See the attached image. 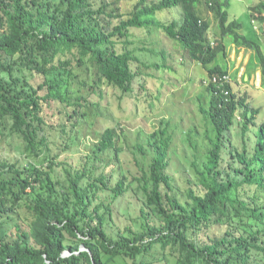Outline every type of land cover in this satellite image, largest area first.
I'll use <instances>...</instances> for the list:
<instances>
[{
	"label": "trees",
	"instance_id": "trees-1",
	"mask_svg": "<svg viewBox=\"0 0 264 264\" xmlns=\"http://www.w3.org/2000/svg\"><path fill=\"white\" fill-rule=\"evenodd\" d=\"M63 2L64 7L51 6L50 0H0V133L4 128L20 136L27 156H40L44 147L50 151L46 124L49 131L55 127L59 134H67L62 143L68 148L81 118L90 117L89 106L97 105L89 101L90 94L101 97L109 90L119 99L125 95L139 99L148 73L153 76L156 70L161 79L165 71L175 70L174 62L167 64L161 43L158 61L154 57L158 51L146 48L144 40L141 47L129 48L132 29L150 37L160 29L162 37L177 44L189 65L199 63L209 76L229 74L215 64L217 54L226 55L228 36L237 47L250 49L252 58L257 56L264 74L260 43L238 32L242 24L230 19L227 0H137L127 12L116 1ZM198 4H204L217 20L219 35L216 29L208 35L211 22L198 11ZM174 8L181 13L177 17L157 16ZM248 10L252 21H264V0ZM148 52L153 55L147 63L142 56ZM24 69L41 73L42 81L33 86L25 76L15 74ZM227 89L225 96L217 86H207L210 101L202 112L210 123V147L202 170L193 161L200 189H189L185 200L172 193L171 177L165 172L170 139L165 130L153 133L148 153V147L136 148L147 154L136 159L139 176L127 183L124 176L109 186L103 175L94 177L89 168L75 174L67 171L69 192L62 189L60 199L52 195V162L0 160V219L3 213L9 217V212L20 208L32 216L29 231L15 240H5L0 221V264H264V119L256 124L258 110L250 109L245 96L237 98ZM51 101L59 103L56 114L62 112L61 105L67 109V123H53L54 113L49 120L43 114V105L51 107ZM239 110L240 148L227 138ZM249 130L252 140L246 137ZM124 136L118 123L106 125L96 149H113L118 155ZM225 153L233 160L226 169L219 167ZM85 177L89 180L81 186ZM98 183L117 195L134 183L146 204L141 214L149 208L161 218V226L144 222L134 233L112 239L105 229L111 208L103 202L92 206L90 201ZM101 207L104 212H99ZM81 245L85 250H80ZM66 250L70 254L63 255Z\"/></svg>",
	"mask_w": 264,
	"mask_h": 264
},
{
	"label": "rangeland",
	"instance_id": "rangeland-1",
	"mask_svg": "<svg viewBox=\"0 0 264 264\" xmlns=\"http://www.w3.org/2000/svg\"><path fill=\"white\" fill-rule=\"evenodd\" d=\"M38 1L45 2L48 0ZM50 1L52 2L51 6L60 5L64 7L63 0ZM109 1H116L115 5H119L127 12L137 0ZM147 1L150 2L151 0ZM227 1L230 19L234 18L242 24V28L238 32L256 39L260 43L259 47L264 55V34L262 31L264 21L260 23L254 20L253 22L248 10V6L256 4L259 0ZM197 9L211 22L208 35L212 36V29H216L219 35L217 20L206 11L205 5L201 4L200 7V4H198ZM158 13L157 16L164 20H169L176 14H181L179 9L175 10V8L167 9L160 15ZM156 30L157 28L150 37L141 29H132V36L128 38L131 44L128 47H141L140 42L144 40L146 48H153L158 51L154 54L155 60L158 61L161 43L165 49L167 64L170 61L174 62L175 70L173 72L165 71L161 79V74L156 70L152 71L153 76H149L150 73H148L144 81L146 90L145 92H139V99L128 95L119 99L116 93H111L109 90L104 91L101 97L98 94H90L88 97L89 101L91 103L95 102L94 104L97 103V105L89 106L90 117L88 119L81 118L76 137L72 142L70 141L68 148H64L62 143L67 138V134H59L55 127L49 131L48 124H46L45 135L48 138L50 151L44 147V152L40 156H27L28 152L24 151L22 138L12 133L9 129L3 128L2 133H0V160L18 164H23L26 161L37 164H40V162H44V164L52 162L50 171L54 183L52 195L58 196L60 199L61 190L68 191L67 171L75 174L81 169L89 168L92 170L94 177L103 175L105 180L109 182V186H114L124 176L127 178L125 180L126 183L132 180L133 176H139L141 173L136 164V159H141L143 155L147 154H140L136 148L138 145H143V148L148 147L146 151L148 153L151 150L149 141L153 140V133L165 130L170 137L167 151L168 165L165 168V172L171 177L172 193H177L179 198L185 200V194L189 189H200V185L197 184L198 177L193 161H196L197 166L202 170L203 164L206 162V153L210 147V134L207 132L210 129V123L202 112V109L208 110L210 101L209 92L206 90L207 86L204 83V80L209 75L199 63L193 62L189 65L190 61L185 54L181 53L177 44L172 45L169 39L161 36L160 29L157 32ZM256 34L259 37H256ZM224 45L226 55L223 58L221 53L217 54L215 64L227 69V73H229L232 80L231 89L235 96L237 98L245 96L250 109L255 108L258 110L254 120L256 124H260L264 119V74L260 70L261 66L258 65L257 56H254L252 61L245 64L249 59V51L243 52L240 58L236 56V53L231 57L235 48L231 47L234 43L231 42L230 37H225ZM117 47L121 49L122 45L118 44ZM152 55L148 52L142 58L148 63L152 59ZM253 67L255 71H253ZM148 71L150 72V70ZM246 72H248L249 79H243ZM15 74L25 76L27 81L33 86H37L43 79L41 73L33 72L29 69H24L22 72L15 70ZM138 84H136L137 87ZM150 92L159 96L154 98L153 95H150ZM147 93L151 97L147 96ZM50 103L51 107L46 103L43 105V114L46 118L49 120V115L54 113L50 117L53 123H67V109L63 108L64 105H61L62 112L59 115L58 113L56 114L59 103L57 101H51ZM68 110L70 111V109ZM240 121L239 110L236 113L235 123L229 130L227 137L230 139L231 145L238 148L242 144ZM113 123L121 125L125 135L120 144L122 149L118 155L114 153L113 149L101 151L96 149V143L101 136V132L106 125H113ZM252 127L250 123L249 128L251 129ZM69 130V125H67L66 131ZM72 130L74 131V129ZM252 136L251 130H249L246 133V137H250L249 140H252ZM228 145L229 143L225 144V152L229 150ZM222 158L219 167L226 169L229 162L233 160L227 153L223 154ZM88 180L85 177L80 182L81 186H85ZM98 185L100 187L90 201L92 206L103 202L111 208L112 217L109 218L107 215L105 229L112 239L117 238L121 233L128 234V231L134 233L144 222L161 226V218L152 214L149 208L146 209V214H141V209L146 208V204L143 201L142 191L134 183H132L128 191L118 195L114 194L110 188L104 189L99 183ZM103 207L99 209V212H104ZM9 214H11L9 217L4 213L2 214L0 219L2 222L1 233L5 240H15L22 232L29 231L32 216L25 208H20L19 212H9ZM215 229L216 227L213 230L211 229L210 234H213ZM223 230L224 228H221L219 233Z\"/></svg>",
	"mask_w": 264,
	"mask_h": 264
},
{
	"label": "clouds",
	"instance_id": "clouds-1",
	"mask_svg": "<svg viewBox=\"0 0 264 264\" xmlns=\"http://www.w3.org/2000/svg\"><path fill=\"white\" fill-rule=\"evenodd\" d=\"M254 20L257 21L256 19H254ZM254 20H253V22H254ZM263 34H264V32H263ZM231 47H234L235 48V51L231 54V57H233V55L236 53V56H239L238 58H240L243 55V52L249 51V59H250V61H251V59H253L251 57V55H253L252 54L253 52L250 49H247V48H244V47H237L236 45H233ZM231 47H230V49H231ZM240 52H242V53L240 54ZM249 59L245 62V64H247V62H249ZM241 61H243V60H241ZM257 68H259V67H257ZM207 75H208V72H207ZM246 78L249 79L248 72H246L244 74L243 79H246ZM204 83L206 84V86H208L210 84H213V85L217 86L221 90V92L226 96L228 94V91H229L227 89V86H229L230 89H231L232 80L230 79L229 74L226 75V76L225 75H221V76L213 75V76H208V78L206 80H204ZM206 90H207V87H206ZM231 91H232V89H231ZM209 97H210V95H209ZM241 97H244V96H241Z\"/></svg>",
	"mask_w": 264,
	"mask_h": 264
},
{
	"label": "water",
	"instance_id": "water-1",
	"mask_svg": "<svg viewBox=\"0 0 264 264\" xmlns=\"http://www.w3.org/2000/svg\"><path fill=\"white\" fill-rule=\"evenodd\" d=\"M80 250H85V247L83 245H81ZM68 254H70V253L67 250L63 252V255H68Z\"/></svg>",
	"mask_w": 264,
	"mask_h": 264
},
{
	"label": "crops",
	"instance_id": "crops-1",
	"mask_svg": "<svg viewBox=\"0 0 264 264\" xmlns=\"http://www.w3.org/2000/svg\"><path fill=\"white\" fill-rule=\"evenodd\" d=\"M242 52H240V54H241Z\"/></svg>",
	"mask_w": 264,
	"mask_h": 264
}]
</instances>
